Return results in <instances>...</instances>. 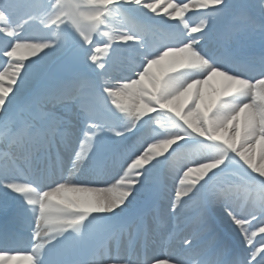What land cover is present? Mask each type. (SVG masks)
<instances>
[{
  "label": "bare ground",
  "instance_id": "obj_1",
  "mask_svg": "<svg viewBox=\"0 0 264 264\" xmlns=\"http://www.w3.org/2000/svg\"><path fill=\"white\" fill-rule=\"evenodd\" d=\"M1 1L5 0H0L3 5ZM247 3L264 14V0H8L5 16L0 14V50L12 47L13 51H9L12 52L9 59L0 63V116L41 85L32 112L26 114L28 121L35 120L32 126L40 127V133L30 135L28 127L23 133L15 132L13 137L0 140V148L4 149V153H0V179L15 168L14 172L18 173L15 164H19L22 173L36 183L43 174L57 175L68 170L65 187L56 185L48 190H54L53 199L64 200L72 208L65 211L55 206L51 198L42 195L34 197L32 194L33 203L29 206L20 204L22 199L0 198L4 236H24L28 244L23 249L30 251L19 252L14 257L0 254V264H35L34 258L48 250L50 243L70 222L93 210H123L145 193L140 190V185L149 184L155 175H160L167 185L161 198L160 213L145 220L147 242L154 245L147 260H166L169 249L179 242L182 229L192 240L203 230H209L212 224L214 227L221 224L222 220L224 223L219 231L207 243L184 250L183 255L190 259L187 264H219V254L226 244L237 246V252L241 254L233 264H249L250 260L245 263L249 256L253 264H264L263 81H252L256 91L247 93L240 81L211 73L212 68H230L228 55L232 52L234 39L228 41L227 49V44L218 47L220 41L211 45L204 38L206 32H212L206 36L232 35L228 29L234 24L229 18L240 10L241 14L236 17L238 22L235 19L237 25L244 28L262 25L263 21L255 19L248 24L240 23L248 19L242 16L249 13L244 9ZM213 5L218 7L209 11ZM22 6L30 7L29 12L13 31L17 36H25L27 41L16 42L10 37L6 22ZM123 7L149 21L150 44L167 53L166 57L148 62L141 72H138V63L129 58L132 54L121 48L119 38L124 30H128ZM197 11L207 14L204 22L208 15L213 18L212 22L182 34V29L189 26L193 12ZM216 17L217 24L222 23L220 26H214ZM64 20L66 25L62 23ZM163 25L173 33L175 42L182 40L184 44L164 48ZM260 41L264 38L244 39L242 47L245 50L240 52L251 60L261 61L264 71V58L260 60L257 51H252ZM97 43L102 45L95 46ZM92 49L94 54L88 59L86 54ZM137 55L145 61L141 54ZM204 56L211 62L208 63ZM122 63L131 67L133 78L119 77L115 72ZM231 72L236 71L231 68ZM45 74H48L47 78L42 82ZM86 75L89 77L83 79ZM69 78L77 79L78 84L73 89L79 97L64 102L60 98L72 84H64ZM52 84L60 87L48 89ZM105 92L106 95L111 93L110 100ZM80 109L87 110L98 126L96 131L87 130L84 134L85 143L92 144L87 148L88 152L94 153L91 161H98L95 170L88 167L89 156H82L79 161L71 159L72 142L82 135L78 127L84 115ZM47 115H52L51 120ZM140 120L149 122L145 130H140ZM64 122L71 127L58 134L66 156L58 161L57 156L50 153L54 138L43 133L41 127L46 124L54 128ZM178 132L184 135L178 139L171 137L167 143L157 147L152 145L150 149L145 146L159 137ZM116 138H126L127 144H131L125 146L126 153L107 162L98 160L107 153L103 151L106 147L117 142ZM196 138L207 145L180 148ZM42 139L46 146L49 145L45 153H35L25 161H12L14 151L19 155L25 151L21 147L15 149L18 145H33ZM99 152L102 153L99 155ZM224 154L228 158L219 164L218 160ZM138 156L145 161L137 159ZM188 167L191 172L179 181L181 171ZM98 171L102 175H98ZM113 182L119 185L114 196ZM83 184L97 188H83ZM197 194H202V198L197 199ZM203 202L208 203L207 208L187 224L184 215L199 209ZM207 213L213 215L207 216ZM225 231L230 236L220 250L202 257L203 252H209L210 242ZM137 248L144 249L141 244ZM115 251V246L109 247L100 261L109 260V255ZM137 258H130L129 263L141 264L142 259Z\"/></svg>",
  "mask_w": 264,
  "mask_h": 264
},
{
  "label": "rangeland",
  "instance_id": "obj_2",
  "mask_svg": "<svg viewBox=\"0 0 264 264\" xmlns=\"http://www.w3.org/2000/svg\"><path fill=\"white\" fill-rule=\"evenodd\" d=\"M0 11H2V10L0 9ZM2 12H3V11H2ZM18 19H19V18H16L15 21H14V23H15ZM6 24H8V22H6ZM12 24H13V23H12ZM10 33H11V32H10ZM11 35H12V37H13V33H11ZM30 40H32V39H29V41H30ZM15 41H17V40H15ZM18 41H19V42H24V41H27V40H26L25 38H21L20 40L18 39ZM41 44H43L42 41L38 43V45H40V46H41ZM40 46H39V47H40ZM11 48H12V47H10V51H13V50H11ZM0 53H1V52H0ZM11 54H12V53H11ZM91 54H92V51H90V52L87 54V57H89ZM122 70L128 71V69L125 68V67H121V70H119V71L122 72ZM119 71H118V72H119ZM131 75H132V77H130V78H133L134 74L130 73V76H131ZM248 91H249V90H248ZM249 92H250V91H249ZM60 180H62V179H60Z\"/></svg>",
  "mask_w": 264,
  "mask_h": 264
}]
</instances>
